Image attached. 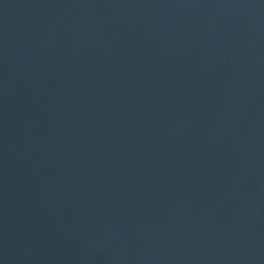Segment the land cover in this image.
<instances>
[{
  "label": "water",
  "instance_id": "obj_1",
  "mask_svg": "<svg viewBox=\"0 0 264 264\" xmlns=\"http://www.w3.org/2000/svg\"><path fill=\"white\" fill-rule=\"evenodd\" d=\"M0 264H264V0H0Z\"/></svg>",
  "mask_w": 264,
  "mask_h": 264
}]
</instances>
